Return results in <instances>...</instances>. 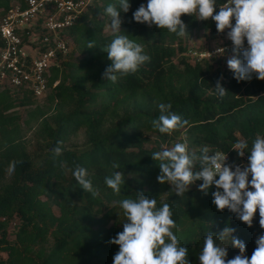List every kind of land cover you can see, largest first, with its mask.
<instances>
[{
  "label": "trees",
  "instance_id": "16d2710c",
  "mask_svg": "<svg viewBox=\"0 0 264 264\" xmlns=\"http://www.w3.org/2000/svg\"><path fill=\"white\" fill-rule=\"evenodd\" d=\"M17 2L25 0H0V20ZM129 3V11L120 12V32H105L111 18L104 10L109 4L119 10L118 0H91L66 31L72 49L51 69L46 101L55 109L42 120L36 153L30 154L17 137L21 116L16 109L33 106L37 98L30 92L0 89V264H114L119 245L111 240L126 222L119 201L136 199L139 193L155 198L158 208L163 203L170 205L176 222L172 231L180 246L188 249L189 264H200L204 236L210 231L219 234L225 227H233L249 258L256 239L264 235L258 212L248 227L228 209L217 210L212 195L215 185L206 195L200 191L203 181L199 180L182 197L176 195L170 184L158 182L160 168L152 156L174 142L185 144L190 155H200L207 146L210 155L220 151L229 161L238 154L232 146L239 140L246 141L250 150L258 133L264 137V81L255 75L237 81L229 68L214 67L211 61L216 55L195 60L188 55L194 48L183 43V37L134 20L133 13L147 0ZM216 4L218 12L220 1ZM181 19L187 26L186 36L198 28L217 32L211 18L183 15ZM118 35L142 45L151 59L112 83L102 78L112 63L103 48ZM90 42L93 48H87ZM230 44L232 51L230 41L220 47ZM218 80L228 93L223 97L215 89ZM159 103H170L188 125L171 134L160 133L152 125L159 116ZM80 130L85 131L88 142L81 148L67 147L66 142ZM57 146L63 153L54 160ZM13 160L23 163L9 174L6 169ZM61 161L68 169L85 168L99 195L85 192L71 171L65 174L61 169ZM114 163L120 168H113ZM199 167L197 162L194 171ZM116 171L124 174L119 196L105 183ZM54 206L59 208L58 215ZM111 219L114 223L108 224ZM13 223L16 237L10 240ZM223 246L228 248L227 259L239 254L238 248Z\"/></svg>",
  "mask_w": 264,
  "mask_h": 264
},
{
  "label": "clouds",
  "instance_id": "9594fccd",
  "mask_svg": "<svg viewBox=\"0 0 264 264\" xmlns=\"http://www.w3.org/2000/svg\"><path fill=\"white\" fill-rule=\"evenodd\" d=\"M118 4L119 10L115 4H109L104 10V14L111 18V28L114 32L121 31L120 12H128L131 6L129 0H118ZM216 8V0H147L146 5L141 4L133 13V18L149 27L155 25L162 30L167 29L179 37L188 33L187 26L181 19L183 15H194L198 20L211 18L215 21L219 33L223 34L228 30L227 38L232 42L233 48L227 66L234 73V78L237 81H245L251 80L255 75L264 81V0H227L219 6L218 12ZM93 47L90 42L87 48ZM103 50L107 52L112 63L106 68L102 78L112 83L117 82L119 76L135 73L141 65L151 59L144 54L142 45L130 40L126 35L116 36ZM223 52L224 48L217 49V53ZM215 89L220 97L228 94L220 80L217 81ZM157 107L159 116L152 120V125L160 133L171 134L188 125L187 120H182L172 111L170 103H159ZM62 144L63 141H58V145ZM232 148L240 157H244L246 151L250 152L249 163L243 168L235 166L233 170V167L226 163L227 155L220 151L210 155L207 146L201 149L200 155H190L183 143H176L171 148L154 152L153 159L158 162L160 168L157 180L161 184H170L175 194L180 197L196 181H203L200 191L206 195L215 185L217 190L212 195L217 210L228 209L248 227H252L258 212L259 225L264 229V137L258 133L250 150L244 140H239ZM62 153L61 146L55 147L53 159L60 157ZM197 162L200 167L194 171ZM18 163L23 161H11L6 171L13 173ZM59 166L65 174L71 171L85 192L93 197L99 195L91 180L87 178L85 168L68 169L62 161ZM112 167L119 169L120 165L114 163ZM123 177L122 172L116 171L105 179L106 185L117 196L120 195V186L124 183ZM119 206L126 222L123 223V231L111 240L112 244L119 245V251L113 258L114 264H189L188 249L180 246L172 231L176 222L172 218L168 203H163L158 208L155 198L139 193L136 199L120 200ZM235 231L233 227L227 226L219 234L208 232L204 236L199 255L200 264H264V235L256 239L257 246L249 258L245 255V243L234 236ZM225 243L238 248L239 254L227 259L228 248L223 246Z\"/></svg>",
  "mask_w": 264,
  "mask_h": 264
},
{
  "label": "built area",
  "instance_id": "2783aa9c",
  "mask_svg": "<svg viewBox=\"0 0 264 264\" xmlns=\"http://www.w3.org/2000/svg\"><path fill=\"white\" fill-rule=\"evenodd\" d=\"M219 1V6L227 2ZM89 5L90 0L13 3L0 20V89L30 92L37 99L46 97L51 88L52 67L72 49L66 31ZM218 48L213 51L190 49L188 55L200 61L211 58ZM222 48L227 50L228 47ZM226 163L229 165L228 158Z\"/></svg>",
  "mask_w": 264,
  "mask_h": 264
},
{
  "label": "rangeland",
  "instance_id": "374dc122",
  "mask_svg": "<svg viewBox=\"0 0 264 264\" xmlns=\"http://www.w3.org/2000/svg\"><path fill=\"white\" fill-rule=\"evenodd\" d=\"M91 2V0H90ZM227 31L223 34L217 32H211L208 29L204 28H198L196 29L192 34L185 35L183 39V43H185L187 46L192 48H198L199 50L205 49V48H213V47H220L222 45H226L227 41H230L227 38ZM106 33H114V31L111 28V23L108 24L105 28ZM231 42V41H230ZM232 43V42H231ZM231 44L228 46L227 50L223 53H215L213 56H217L215 60H212L211 62L214 64L215 68H228L227 66V60L229 56L232 55V51L230 49ZM69 53L66 55V58L68 57ZM209 58V57H208ZM37 109V111H36ZM55 105H49L47 104L46 97L41 99H36V102L33 106L30 107H19L16 109V113H18L21 116L20 119V129L18 131L17 137L22 139L28 148V151L30 154H34L39 149V142L41 140L40 136V128L42 120L45 117H48L50 114L54 112ZM35 113H31V112ZM1 142V141H0ZM88 142V137L86 136V133L84 130H80L76 135L71 136V139H69L66 142V146L69 148H81ZM178 143V142H177ZM176 144L174 142L170 148L173 147ZM227 158L229 156L227 155ZM229 161V160H228ZM249 161L246 160L245 156L240 157L238 154L234 157L233 161H229V165L233 167L235 170V166H240L243 168L245 165H247ZM251 178V176H249ZM54 212L58 215L59 214V208L54 206ZM120 217V215H118ZM14 222L17 221V219H13ZM115 219H111L108 221V224L114 223ZM16 223L11 224L9 228V234L8 238L10 240H14L16 235ZM3 257L7 258V254L4 252Z\"/></svg>",
  "mask_w": 264,
  "mask_h": 264
}]
</instances>
